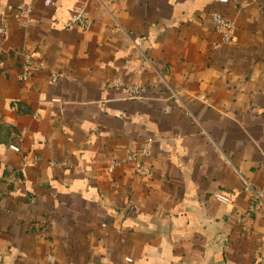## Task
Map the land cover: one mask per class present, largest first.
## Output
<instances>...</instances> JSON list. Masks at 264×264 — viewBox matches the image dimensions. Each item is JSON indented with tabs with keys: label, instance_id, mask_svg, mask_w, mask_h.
Segmentation results:
<instances>
[{
	"label": "crops",
	"instance_id": "obj_1",
	"mask_svg": "<svg viewBox=\"0 0 264 264\" xmlns=\"http://www.w3.org/2000/svg\"><path fill=\"white\" fill-rule=\"evenodd\" d=\"M103 2L0 0V264H264V0Z\"/></svg>",
	"mask_w": 264,
	"mask_h": 264
},
{
	"label": "built area",
	"instance_id": "obj_2",
	"mask_svg": "<svg viewBox=\"0 0 264 264\" xmlns=\"http://www.w3.org/2000/svg\"><path fill=\"white\" fill-rule=\"evenodd\" d=\"M116 0H104V6H112ZM50 2V1H49ZM48 2V3H49ZM51 3V2H50ZM49 3V4H50ZM33 5L32 3L22 2L16 7V14L20 18H25L26 23L29 22L32 14H33ZM212 23L214 25V29L216 33L219 35V40L214 43V47L218 48L223 44H228L231 42L233 38V31L235 29V25L233 21L219 13L213 12L212 15ZM92 21L89 17L88 11L85 6L78 7L76 11L62 23L64 29H73L80 28L82 30H87L90 28ZM8 27L7 24L3 21L0 25V34H7ZM43 64L40 61L35 60L33 56H28L25 59V63L23 66V73L20 76L21 81H27L35 71L42 69ZM59 80L58 73H52L50 76L51 83H57ZM128 93L130 98L137 99L142 96L144 93V88L139 84H130L127 86ZM54 101H60L59 99H55ZM154 148V140L149 138L142 147L139 149H129L127 151V155L124 159L126 163L133 164L134 171L136 175L139 177H147L151 174V168L148 164V159L153 154ZM120 163L118 159L113 160L109 166V172H113L115 167ZM251 200L249 203V207L246 215L251 216L258 210L264 207V186L259 189L253 190ZM220 200L224 202H228L229 199L224 196L218 197ZM130 261V259H128ZM48 264H58V259L54 254H50L48 256Z\"/></svg>",
	"mask_w": 264,
	"mask_h": 264
}]
</instances>
